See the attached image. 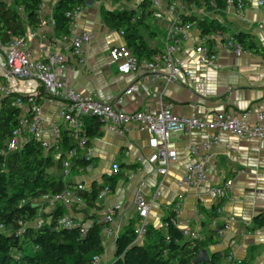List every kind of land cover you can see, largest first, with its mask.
<instances>
[{
	"label": "crops",
	"instance_id": "obj_1",
	"mask_svg": "<svg viewBox=\"0 0 264 264\" xmlns=\"http://www.w3.org/2000/svg\"><path fill=\"white\" fill-rule=\"evenodd\" d=\"M141 0H138L137 5ZM58 0H45L40 16L47 25L39 27L36 36L30 38L33 56L36 60H45L48 54L60 51L66 57V68L56 69L57 77L66 88H72L82 95L92 97L128 113L148 109L158 114L164 104L172 105V112L179 117L210 118L217 113H233L242 117L247 115V123L254 124L258 116L264 113V59L245 52L241 55L221 52L213 66H203L198 62L195 48L199 32L193 30L190 38L184 42L183 51L178 58L182 63V74L175 81L166 82L158 79L150 82L145 74H120L117 65L110 62V50L116 45H126L119 32L110 30L101 17V8L117 9L116 7L137 9L124 2L101 0L82 6L76 20L75 31L90 32L93 42L84 47L85 62L77 65L69 56L64 37L56 35L53 25V10ZM126 5V6H124ZM164 19H153L150 32H143L148 45L152 48L164 49L166 32L175 18V12L164 1L161 6ZM246 18L238 21L233 10L218 15L217 19L229 27L231 33L239 31L250 33L256 42L264 47V9L256 6L255 0H247ZM33 29L28 30V34ZM27 34V37H28ZM158 53V52H157ZM4 57L0 52V81L9 86L13 93L22 96H38L40 83L34 80L17 81L8 79L3 70ZM137 84L139 91L125 95L126 90ZM122 97V103L117 100ZM44 116L45 137L51 136L54 125L62 123L61 102L48 101L41 97ZM91 140L90 149L95 165L92 171L79 175L76 183L84 182L86 189L94 182H102L104 175L115 174L121 165L129 170L127 177L122 179L114 194L106 193L100 198L102 217L108 208L120 207L117 211L114 229L120 233L130 224L135 216V194L142 186L143 192L150 198L162 182L161 195L154 199L149 223L160 227L165 219L173 216V207L179 195L184 196V208L178 219L180 229L189 228L207 235L209 229H215L211 221L215 219L217 228L224 230L222 235L215 237L208 248L213 252H231L237 260L248 261L250 264H264V227L257 228L255 219L264 214V138L248 136L240 138L233 133L217 132L219 144L205 154L212 168L209 184L203 189H192L180 186L181 178L186 174L188 166L195 160L190 157L188 148L211 137L207 130L193 131L174 136L171 147L177 151V161L169 169L165 178L158 175L157 169L138 158L148 157L153 150L149 145L150 135L133 129L128 135L120 136L104 132ZM202 158V157H201ZM199 158V160H201ZM134 174L133 179L130 175ZM234 180L232 191L227 198L219 202L222 213L216 218H209L215 207L210 190L221 185L227 179ZM103 194V193H102ZM203 209L204 213L200 210ZM85 220L82 212L74 213ZM93 214V213H92ZM200 214L207 218L202 221ZM91 223V221H87ZM106 252L103 264H108L114 257L115 242H105ZM229 263V259L225 260Z\"/></svg>",
	"mask_w": 264,
	"mask_h": 264
},
{
	"label": "built area",
	"instance_id": "obj_2",
	"mask_svg": "<svg viewBox=\"0 0 264 264\" xmlns=\"http://www.w3.org/2000/svg\"><path fill=\"white\" fill-rule=\"evenodd\" d=\"M165 0L154 1V17L156 19H164L165 15L161 11V6ZM186 0H176L169 3L171 11L175 12V18L172 19L171 25L166 32V44L161 52H158L151 59H139L126 45H116L110 50V62L117 65L120 74H145L146 79L150 82H155L158 79H165L166 82L175 81L182 74V63L178 56L183 51V44L190 38L193 30L199 32L197 45L195 48L198 55V62L203 66H213L219 53H229L241 55L245 53L243 46L236 40L233 33L212 32L202 35L197 26L193 22H186L183 16L199 17L202 13L196 5L185 4ZM226 5V11L233 10L235 18L243 22L246 18L247 0H223ZM214 7V19L220 11L217 5V0H212ZM258 8L264 9V0H255ZM45 6V0L40 10L42 15ZM21 11V10H20ZM80 10L70 12L67 17L72 21L69 34L64 37L63 43L66 45L69 56L74 59L77 65H83L85 62L84 47L94 40V36L90 32L75 31L76 20ZM201 17V16H200ZM207 18V17H206ZM55 25L54 20H52ZM47 25L46 21H41L39 27ZM36 30H32L28 37L12 38L7 42H3L0 38V52L4 57V74L8 79L17 81L34 80L40 83L43 89V95L46 100L52 102L57 101L63 104L60 111L62 123L54 125L51 129V136L45 137L44 116L42 105L30 98L24 101L21 97H14L12 106L21 110L22 115L13 130L12 137L7 146L2 149L0 155L8 156L15 152H20L24 149L26 143L32 139L42 143L46 151L55 150L58 155H64L63 177L64 180L70 179L72 176L73 162L79 155L84 158L91 159L92 151L88 147L89 139L86 136L85 122L86 117H96L101 122V130L109 133H115L120 136L128 135L133 129H139L150 135L149 145L153 150L148 157L138 158L139 162H145L157 169L158 175L165 178L171 165L177 161V151L171 147L174 136L193 131L207 130L212 133L211 137L202 143L189 146L188 152L192 162L187 169L186 174L181 178L180 186L203 189L210 182L212 168L209 158L205 154L217 146L220 142L219 136L215 133L229 132L240 138L248 136H258L264 138V113L259 114L258 120L254 124L247 123V115L242 117L236 116L233 113H217L210 118L198 117L192 115L189 117H179L172 112L171 104H164L158 114H153L148 109L144 108L136 112L128 113L116 108L114 105L104 103L92 97L82 95L72 88H66L63 82L57 77L56 69L66 68V57L60 52L55 51L46 57L45 60H36L33 56L30 38L36 36ZM120 36L124 37V32H119ZM139 91L137 84H132L124 93L132 95ZM12 90L7 84L0 81V104L4 98L11 97ZM122 97L117 102L122 103ZM72 132L77 146L66 152L62 151V132L63 130ZM202 157V158H201ZM201 158V160H199ZM92 171V166L82 167L78 170V176ZM134 174L130 175L133 179ZM143 186V185H142ZM139 188L135 194L134 212L135 216L139 217L136 225V240L139 244L143 241L148 229L149 217L154 204V199L161 195L162 182L150 198ZM234 186L233 179L225 180L221 185L215 186L210 190V196L218 208L217 215L222 213V208L218 205L219 202L227 198ZM85 183H78V190L85 189ZM106 193L101 194L103 198ZM58 205L65 206L67 213L64 214L58 221L60 229H80L81 237L87 235L91 223H85L83 219L76 216L77 212H81L86 208L84 200L77 192L66 189L60 194H48L39 203L40 215L47 209L57 207ZM184 208V196L179 195L173 207L174 215L172 222L178 227V219L182 215ZM120 207L108 208L102 217H99V222L104 225L102 236L104 242L111 240L116 241L120 235V230L114 229L117 211ZM47 211V212H48ZM204 214H200L202 221L206 220ZM212 226L217 228L215 219L211 221ZM43 224L41 218L38 219L35 226L39 227ZM167 227V223H163L159 228ZM183 235L191 240H201L203 237L200 233L189 228L181 229ZM223 229L218 230V235H222ZM104 256V255H103ZM229 261L233 264H242L241 260H237L234 254L229 253ZM94 264H103V257H95Z\"/></svg>",
	"mask_w": 264,
	"mask_h": 264
},
{
	"label": "trees",
	"instance_id": "obj_3",
	"mask_svg": "<svg viewBox=\"0 0 264 264\" xmlns=\"http://www.w3.org/2000/svg\"><path fill=\"white\" fill-rule=\"evenodd\" d=\"M101 1V0H96ZM116 3L132 4L134 0H115ZM155 0H141L137 9L101 8V17L106 26L116 32H124L126 46L141 59H151L161 52V48L148 45L143 32H150V23L154 15ZM172 3L176 0H165ZM43 0H0V38L7 42L12 38L27 36L28 30H37L41 22L40 10ZM85 0H58L53 10L56 35L63 37L70 32L72 21L67 17L70 12L81 10ZM187 5H196L200 10L214 11L212 0H186ZM219 15H225L226 5L217 0ZM21 10V11H20ZM186 22H193L202 35L212 32L229 33L230 29L220 23L217 18L183 16ZM236 40L245 52L264 59V47L247 32L234 33ZM43 89L38 96H22L13 93L4 98L0 104V153L12 137L21 110L12 106L14 97L24 101L30 98L40 102ZM86 136L91 140L100 137L101 122L96 117L84 119ZM62 151L76 148L77 143L68 130L62 132ZM55 150L46 151L42 143L32 139L20 152L8 156L0 155V264H94L95 257H103L106 252L102 231L104 225L99 222L98 213L102 211L100 196L102 193L114 194L119 182L124 179L129 168L121 165L112 175H104L102 182L94 181L89 189L78 190L76 179L82 167L95 165V159H87L79 155L72 166V176L68 180L63 177L62 160ZM59 166L61 176L57 177L51 170ZM66 189L77 192L84 200L86 208L84 222L91 221L87 235L81 237L80 229H60L59 219L67 213L65 206L58 205L40 215L39 203L48 194H60ZM217 207L212 208L209 218L217 217ZM204 213V210L201 209ZM93 213V214H92ZM172 217L165 219L167 227L158 228L148 225L143 241L136 240V225L139 217L134 216L130 224L115 241L113 259L108 264H193L203 249H208L218 236V229H209L201 240H191L183 235L179 227L173 224ZM43 220L39 227L38 219ZM257 228L264 227V214L255 219ZM228 252H213L210 263L197 264H233L226 263ZM242 264H250L242 261Z\"/></svg>",
	"mask_w": 264,
	"mask_h": 264
},
{
	"label": "rangeland",
	"instance_id": "obj_4",
	"mask_svg": "<svg viewBox=\"0 0 264 264\" xmlns=\"http://www.w3.org/2000/svg\"><path fill=\"white\" fill-rule=\"evenodd\" d=\"M137 3H138V0H134V2L132 4H130V6H137ZM126 6V5H124ZM123 7V6H122ZM122 7H116L117 9H121ZM201 17H208V18H213L215 16L214 12L210 9H202V13L200 15ZM52 173H54L55 176L57 177H60L61 176V168H59V166H55L52 170H51ZM49 209L46 210V212L48 211ZM84 220V219H83Z\"/></svg>",
	"mask_w": 264,
	"mask_h": 264
},
{
	"label": "water",
	"instance_id": "obj_5",
	"mask_svg": "<svg viewBox=\"0 0 264 264\" xmlns=\"http://www.w3.org/2000/svg\"><path fill=\"white\" fill-rule=\"evenodd\" d=\"M94 0H85V3L87 5H92ZM211 255L208 249H203L202 251L199 252L198 256L196 259L193 261V264L197 263H210L211 262Z\"/></svg>",
	"mask_w": 264,
	"mask_h": 264
}]
</instances>
